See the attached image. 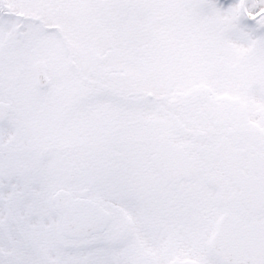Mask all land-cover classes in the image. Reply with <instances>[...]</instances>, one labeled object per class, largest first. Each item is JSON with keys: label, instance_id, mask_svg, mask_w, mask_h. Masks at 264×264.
Wrapping results in <instances>:
<instances>
[{"label": "snow or ice", "instance_id": "obj_1", "mask_svg": "<svg viewBox=\"0 0 264 264\" xmlns=\"http://www.w3.org/2000/svg\"><path fill=\"white\" fill-rule=\"evenodd\" d=\"M0 264H264V0H0Z\"/></svg>", "mask_w": 264, "mask_h": 264}]
</instances>
